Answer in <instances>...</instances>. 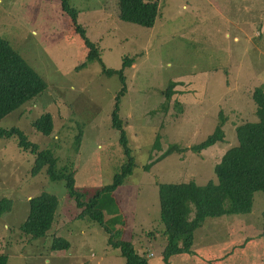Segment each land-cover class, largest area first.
Returning <instances> with one entry per match:
<instances>
[{
  "label": "rangeland",
  "instance_id": "obj_1",
  "mask_svg": "<svg viewBox=\"0 0 264 264\" xmlns=\"http://www.w3.org/2000/svg\"><path fill=\"white\" fill-rule=\"evenodd\" d=\"M68 3L78 11L74 20L60 0H0V36L47 84L0 125H15L51 149L59 165L74 169L77 187L112 183L127 162L112 123L123 84L104 68L115 71L125 57L136 58L125 70L119 109L135 164L125 183L98 204L115 241L130 242L148 264H264L263 190L253 192L248 213L206 218L194 232L191 253L167 262L158 199L160 183L216 182L214 165L236 142L235 126L255 119L252 91L264 81V0H158L152 27L119 19L118 0ZM85 40L97 59L86 60ZM173 82L167 99L163 92ZM45 112L53 120L48 135L32 124ZM220 121L223 141L193 151ZM170 145L186 150L159 159ZM33 162L16 135L0 137V198L12 200L0 215V254L7 264H126L103 227L76 217L63 181L50 180L44 169L31 174ZM42 191L59 198L56 220L45 237L31 238L19 224L29 198ZM55 236L69 240V248L53 251Z\"/></svg>",
  "mask_w": 264,
  "mask_h": 264
},
{
  "label": "trees",
  "instance_id": "obj_2",
  "mask_svg": "<svg viewBox=\"0 0 264 264\" xmlns=\"http://www.w3.org/2000/svg\"><path fill=\"white\" fill-rule=\"evenodd\" d=\"M60 5L64 13L73 20L76 19L78 11L69 5L68 0H60ZM157 16L158 0H118L119 19L152 27ZM75 27L79 30L78 26ZM85 43L90 49L86 60L97 59L94 44L88 40H85ZM135 59L125 57L122 68L115 71L104 68L108 74L117 73L123 84L116 95L112 123L120 131V142L127 162L114 176L112 183L95 187H77L74 169L69 164L59 165L58 158L51 149L40 148L37 142L28 139L21 128L15 125L11 127L0 125V137L16 135L18 145L34 155L32 175L44 169L50 180L64 182L68 194L79 210L76 217L90 219L103 227L109 235V244L119 250L126 264H148L146 257L138 253L130 242L121 239L115 241V233L105 219L106 214L98 207L99 200L105 194L116 191L125 183L135 164L128 145V133L119 113L121 96L127 90L125 70ZM175 84L176 82H173L164 90L163 95L167 99L172 96ZM46 86L44 79L25 63L10 42L0 36V120L43 91ZM252 99L256 117L235 126L236 142L227 148L220 161L214 165L216 182L209 180L199 185L190 180L158 184L160 220L164 226L163 236L166 240L162 253L165 262L170 257L191 253L194 232L206 218L248 213L253 192L264 191V81L253 89ZM223 123L220 121L211 133L194 143L191 149L197 152L214 145L215 142L223 141ZM32 124L41 133L50 134L53 129L51 113H42ZM158 137L156 134L153 143L155 149H159ZM74 138V145L77 148L80 134ZM175 150L185 151L186 148L170 145L158 158ZM156 160L157 158L150 164ZM58 207V196L47 191L30 197L27 216L19 224V228L31 238L45 237L56 220ZM11 208L10 198H0V215L9 212ZM69 245L70 242L65 237L55 236L51 248L53 251L67 250ZM0 264H7V255L0 254Z\"/></svg>",
  "mask_w": 264,
  "mask_h": 264
}]
</instances>
